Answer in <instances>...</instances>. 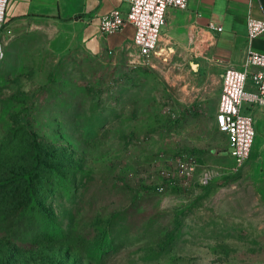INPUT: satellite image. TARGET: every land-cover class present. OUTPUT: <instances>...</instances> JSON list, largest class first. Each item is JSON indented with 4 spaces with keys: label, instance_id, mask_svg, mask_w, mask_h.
Listing matches in <instances>:
<instances>
[{
    "label": "rangeland",
    "instance_id": "obj_1",
    "mask_svg": "<svg viewBox=\"0 0 264 264\" xmlns=\"http://www.w3.org/2000/svg\"><path fill=\"white\" fill-rule=\"evenodd\" d=\"M191 33L193 46L142 64L13 29L0 60V264H264V124L237 167L215 121L214 41Z\"/></svg>",
    "mask_w": 264,
    "mask_h": 264
},
{
    "label": "crops",
    "instance_id": "obj_2",
    "mask_svg": "<svg viewBox=\"0 0 264 264\" xmlns=\"http://www.w3.org/2000/svg\"><path fill=\"white\" fill-rule=\"evenodd\" d=\"M127 8L126 0H11L9 18L17 33L44 29L55 34L63 49H82L97 57L113 54L118 57L132 52L134 28L127 26L119 33L102 37L99 23L109 12ZM263 14L264 0H190L185 10H169L161 47L172 46L174 42L183 47L193 46L192 31L200 43L201 37H209L214 41L212 59L224 74L228 66L241 68L248 50L264 53V34L249 40L247 27L250 17L261 19ZM210 25L221 27L222 31H214ZM248 89L254 91L252 82ZM259 124L264 121L259 120L258 129Z\"/></svg>",
    "mask_w": 264,
    "mask_h": 264
},
{
    "label": "built area",
    "instance_id": "obj_3",
    "mask_svg": "<svg viewBox=\"0 0 264 264\" xmlns=\"http://www.w3.org/2000/svg\"><path fill=\"white\" fill-rule=\"evenodd\" d=\"M189 1L126 0V11L115 9L100 18V34L107 37L132 26L135 34L129 54L132 58L130 62L150 63L161 49L162 32L169 10H185ZM10 5L11 0H0V60L4 58L5 40L13 34ZM247 27L249 40L264 34V14L261 19L250 17ZM210 28L222 31L221 27L210 25ZM250 82L254 91L248 89ZM260 119L264 121V53L250 49L241 68H225L215 118L218 130L227 138L228 156L237 167L245 165L252 154ZM195 171L196 167L189 165L185 175L191 178ZM211 177L206 171L200 181L208 184Z\"/></svg>",
    "mask_w": 264,
    "mask_h": 264
}]
</instances>
